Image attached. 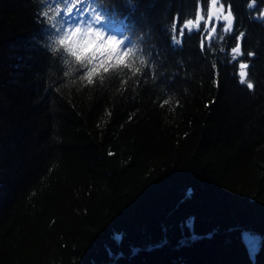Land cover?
<instances>
[{
    "label": "trees",
    "instance_id": "trees-1",
    "mask_svg": "<svg viewBox=\"0 0 264 264\" xmlns=\"http://www.w3.org/2000/svg\"><path fill=\"white\" fill-rule=\"evenodd\" d=\"M211 3L106 0L136 54L88 84L0 0V264H264V0Z\"/></svg>",
    "mask_w": 264,
    "mask_h": 264
},
{
    "label": "snow or ice",
    "instance_id": "snow-or-ice-1",
    "mask_svg": "<svg viewBox=\"0 0 264 264\" xmlns=\"http://www.w3.org/2000/svg\"><path fill=\"white\" fill-rule=\"evenodd\" d=\"M45 2L56 7L57 11L55 16L47 11L39 14L50 23L45 24L44 20L38 21L42 25L38 38H48L45 51L52 55L58 54L62 59L63 65L67 66V71L63 72L64 76L82 71L80 80H86L88 84H92L97 75L108 74L117 68H130V57L136 54L133 50L136 33L134 22L130 21L128 16L119 18L115 8L106 6V0H81L76 7H69L72 0H45ZM217 2L218 0H212L213 4ZM127 3L130 5L132 0H127ZM58 6H63V10ZM207 15L210 17L213 15L210 8ZM195 17L197 21L202 18L199 8L195 10ZM231 17L232 12L229 11L223 19L230 20ZM192 23V20H188L185 27ZM225 30L229 31L227 26ZM238 47L239 45L232 48V52L236 53ZM150 51H152L151 48L143 45L141 54ZM248 55L251 56L252 53ZM152 58L154 59L155 55ZM232 59L235 60L236 57L233 56ZM247 66L245 63L239 65L241 84L245 83ZM247 88L252 89L253 84L248 82ZM168 102L165 100L164 104ZM244 239L249 248L255 247L254 239L247 235Z\"/></svg>",
    "mask_w": 264,
    "mask_h": 264
},
{
    "label": "rangeland",
    "instance_id": "rangeland-1",
    "mask_svg": "<svg viewBox=\"0 0 264 264\" xmlns=\"http://www.w3.org/2000/svg\"><path fill=\"white\" fill-rule=\"evenodd\" d=\"M209 8L212 10L213 15L209 19V23H208L207 28H209L211 26V23H216L219 20H223L224 22L230 24L231 18H230V20L223 19V17L226 16L228 14V12H226L221 6L217 5L216 3L215 4L211 3ZM217 10H219V12H217ZM201 17L202 18L199 21L194 19L192 21L193 23L192 24H188L187 27L189 29L191 27H196L198 24H200L202 21L206 20V18H207V17H203L202 15H201Z\"/></svg>",
    "mask_w": 264,
    "mask_h": 264
},
{
    "label": "water",
    "instance_id": "water-1",
    "mask_svg": "<svg viewBox=\"0 0 264 264\" xmlns=\"http://www.w3.org/2000/svg\"><path fill=\"white\" fill-rule=\"evenodd\" d=\"M209 19H210V16H209V18H208V21H209Z\"/></svg>",
    "mask_w": 264,
    "mask_h": 264
},
{
    "label": "clouds",
    "instance_id": "clouds-1",
    "mask_svg": "<svg viewBox=\"0 0 264 264\" xmlns=\"http://www.w3.org/2000/svg\"><path fill=\"white\" fill-rule=\"evenodd\" d=\"M70 59V58H69ZM73 70H75V69H73Z\"/></svg>",
    "mask_w": 264,
    "mask_h": 264
}]
</instances>
